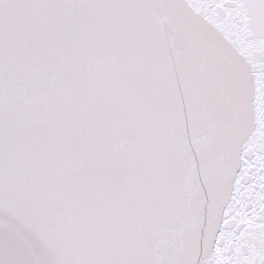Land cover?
I'll return each instance as SVG.
<instances>
[{
    "label": "snow or ice",
    "instance_id": "6c2138e0",
    "mask_svg": "<svg viewBox=\"0 0 264 264\" xmlns=\"http://www.w3.org/2000/svg\"><path fill=\"white\" fill-rule=\"evenodd\" d=\"M0 264H264V0H0Z\"/></svg>",
    "mask_w": 264,
    "mask_h": 264
}]
</instances>
